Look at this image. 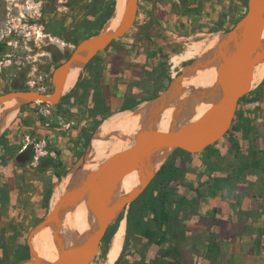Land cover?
Listing matches in <instances>:
<instances>
[{
	"label": "crops",
	"instance_id": "0c3cea01",
	"mask_svg": "<svg viewBox=\"0 0 264 264\" xmlns=\"http://www.w3.org/2000/svg\"><path fill=\"white\" fill-rule=\"evenodd\" d=\"M171 1L168 6L160 3L149 6L146 13L138 12L130 31L116 39L114 47L110 45L101 51L109 50L98 64L102 73L101 94L112 106L118 105L120 99L131 92L141 101L137 106L139 110L144 108L146 110L153 103L152 101L159 98L166 90L151 97L157 89V81L149 80V75L153 69L158 68L160 62L151 42L153 35L151 31L156 27L154 24L156 20L166 22L168 25L171 22L175 25L179 24L177 28L173 23L174 27L169 32L178 39H183L190 35L189 27L198 22L201 24L204 16L210 21L213 19L211 25L214 26L215 21L224 14L223 26H228L230 31L231 21L237 14L235 10L232 12L229 9L223 10L225 4L222 0H189L188 4H180L178 0ZM77 6L79 8L74 14L83 12L90 4L85 6V1H82ZM210 7H212L211 11L208 9ZM59 11L65 12V15L57 20L62 29V34L59 35L62 39L73 36L77 30H82L84 24L87 27V23L93 24L95 20L91 15L85 14L73 18L71 11L62 9ZM154 14L157 17L152 20ZM215 14L218 15L217 19ZM78 22L80 25H77ZM221 32L223 31L219 30L218 33ZM213 40L205 44L208 46ZM62 41L66 46H73L71 42L67 44ZM93 79L91 72L85 69L78 76V80L82 82L80 90L85 96L84 109L70 101L62 105V110L54 118V122H62L70 120L73 115L77 117L74 121L78 127L76 125L70 130H65L57 124L42 122L31 111L22 107L5 129L3 137L0 138L1 211L6 213L16 199L14 204L24 210V219H27L26 214L30 209L32 208L31 212L35 211L34 205L40 201V205L44 204L45 197L52 191L57 178L53 163L55 159L46 158L43 164L34 165L31 162L18 163L16 157L23 150L24 145L32 144L31 141L35 137L44 138L43 140L48 143V149L63 163L68 162L74 151L82 149L83 143L80 140L83 129L94 125L89 117V110L96 105L95 97L92 96L96 94L91 84ZM260 90L259 95L254 94L257 100L239 104L238 109L242 116H235L229 132L211 148L177 157L176 165L181 167L185 164L187 170L181 181L174 180L170 184L174 194L169 205L171 216L164 227L167 238L161 245L155 243L146 245L145 238L136 240L134 247L136 259L139 260L144 253L147 261H150L157 258L161 252L173 249L177 255L166 257L163 262L264 264V156L259 157L261 165L257 169L251 164L253 161L251 147L264 151V84ZM121 112H114L111 116ZM247 126L251 129L248 131L246 129L245 132ZM13 152L15 161L11 162V157L8 159L6 157ZM68 175L59 190L50 196L49 204L55 198L58 200L62 189L72 186L68 181ZM149 216L152 217V213H149ZM149 226L153 229L157 228L153 220H150ZM25 227L26 224L24 229ZM48 229L49 227L33 239L34 248L38 252L47 247L53 235V231L48 232Z\"/></svg>",
	"mask_w": 264,
	"mask_h": 264
},
{
	"label": "water",
	"instance_id": "95a60500",
	"mask_svg": "<svg viewBox=\"0 0 264 264\" xmlns=\"http://www.w3.org/2000/svg\"><path fill=\"white\" fill-rule=\"evenodd\" d=\"M182 1L184 4L189 2ZM138 7L139 0H128L116 28L111 27L80 41L71 55L54 69L53 91L32 90L25 82H15L13 89L0 93V105L11 100H18L17 105L33 102L58 104L65 95L72 69L80 67L83 70L99 52L130 31ZM50 51L54 61L63 59L58 45L51 44ZM263 63L264 0H248L247 10L235 27L222 35L203 57L186 66L177 78H172L164 93L147 107L142 127L133 135V144L106 158L82 181L66 189L48 214L31 229L28 236L30 257L13 264H91L110 225L141 195L174 150L181 148L197 153L225 136L234 121L240 99L254 88V74ZM214 66L216 90L202 87L200 95L183 99L186 88L183 80ZM201 101L211 104L203 114H197L183 124L173 123L178 114L187 116L190 106ZM169 109H174L173 122L168 129H163L160 127L162 116ZM33 153V148H26L16 160L27 163ZM156 160H161L159 167L155 165ZM135 171L139 175L138 187L117 197L120 185ZM78 199L85 203L90 228L83 237L67 244L62 241L63 219ZM48 227L52 228L54 241L59 247L58 257L51 261L42 258L33 244L34 237Z\"/></svg>",
	"mask_w": 264,
	"mask_h": 264
},
{
	"label": "rangeland",
	"instance_id": "374dc122",
	"mask_svg": "<svg viewBox=\"0 0 264 264\" xmlns=\"http://www.w3.org/2000/svg\"><path fill=\"white\" fill-rule=\"evenodd\" d=\"M82 1H85V6L90 4L89 8H85L84 11L79 14H74L75 10H77L79 7L77 6L70 8L66 4L70 2V0H0V43H6L5 47L2 49L0 61V93L11 90L13 78L18 74L19 71L22 70H24V73L26 74L27 88L44 92L53 91L54 86L52 83V74L56 66L71 55L75 46L80 41L100 31H106L111 28V20L115 16V6L118 0H115V3H113L112 0H107L106 4L103 6L101 0H81V2ZM222 1L225 4L223 10L226 11L227 9H229L231 12L233 10L237 12V14L234 16L233 21H231L232 29L238 23L240 18L245 14L248 6L246 5L245 0ZM171 2V0H162L161 2L159 0H139L138 12H145L149 10V6L157 5L160 3L161 5L168 6ZM178 2L180 3L179 0ZM109 6H112L114 8L113 16L107 15V7ZM211 8L212 7L208 9H210L211 11ZM59 9H62L63 11H71V14H73L71 16H73V18L82 17L83 15L87 14L91 15L95 20L93 24L91 22L87 23V27H85L84 24L82 30H77L76 34H74L73 36H69L70 38L65 37V39H62L59 35L48 33L51 30L56 31L59 29L55 26V23L57 22V20H60L63 15H65V12H60ZM224 16L225 15L222 14L221 17L215 21L214 26L211 25L214 22L213 19L210 21L206 16H204L201 24L200 22H198V24L196 25H190L191 27H189L188 29L190 35L188 36V38L183 39H178L173 33L169 32L170 29L174 27V22H171V24L169 25L168 23L166 24V22H160L158 20L154 22V24H156V27H153L151 31V33L153 34L151 40V42L153 43V50L162 63V67L164 68V70L169 73L172 78H177L180 74L183 73L186 66H188L198 58L204 56L207 51V45L205 44V42L214 38H219L220 36H222V34L229 31L228 26H223V18H225ZM155 17H157V15L154 14V19L152 20H155ZM147 18H150L149 12H147ZM217 18L218 15L215 14V19ZM77 25H80V23ZM175 26L178 28L179 24H176ZM219 30H222L223 32L218 33ZM212 32H215V34H211ZM62 40H64L67 44L71 42L73 46H66ZM198 42H204V46L199 53L195 54L188 60H183L178 65H176L172 61L173 56L193 50L194 48L192 49L191 47H195ZM51 44L58 45L60 49L65 52V54L63 55V59H61L60 61H54L53 54L50 51ZM112 46L114 47V44ZM108 51L101 52V54L99 53V62L103 59V57H105ZM80 71H82L81 68L79 69V73ZM263 80L264 76L259 82H256L254 84L253 89H256L263 82ZM78 81L79 80L77 78L75 85L72 88L66 90L65 95L71 93V91L76 87ZM201 91L202 87L187 85L182 97L183 99H190L192 95H200ZM63 104H67V102ZM63 104L51 105L43 102H33L17 106L18 111L22 107H24L25 110L27 109L31 111L34 115L41 119L42 122L46 121L47 123H51L54 125L57 124L65 130H70L74 126L76 127V125L78 127V124H75L76 121H74L77 120V117H73V115H71L70 120L68 121L54 122V118L57 117V113L62 110L61 105ZM75 104L77 103L75 102ZM203 104L206 105V103L202 101L201 103L195 102L192 106H190L187 116L178 114L174 122L172 118L174 109H172L170 125L172 124L171 122L175 123L176 125L183 124L191 118L195 117L197 114H199L198 107ZM77 105L78 107H82L84 109L83 103H79ZM2 106L3 105H0V108ZM137 110H139L138 107L134 111ZM120 114L121 113L110 116L102 123L117 121L120 119ZM101 124L94 131H92V127H84V129L89 134H92L91 140L94 134L100 130ZM141 127L142 125H139L138 129H140ZM119 135L109 138L107 144L99 147L90 164L89 172L97 169L106 158L118 152L119 149L123 150L133 144V134L127 135L125 137H121ZM43 139L44 138H33V140L31 141L32 144L30 146L35 150L37 144H40L42 149L47 152V154L41 156L39 163L34 165L43 164V161L46 158L55 159L53 163L56 167L57 178L55 184L52 187V191L50 194L51 196L52 193H56L59 190V187L67 174L81 167L83 159L91 149V140L88 142V148L85 151H83L82 149L74 151L70 159L67 160L68 162L63 163L59 158H57L55 154L52 153L50 149H48V143ZM8 157H11V162L15 161L14 152L13 154H9L6 158L8 159ZM0 160H2V158H0ZM30 162L32 163L33 159L30 160ZM57 172L62 173L61 179L58 178ZM70 184L73 186V183L71 181ZM66 189L67 188L60 191L59 198L65 193ZM14 199L15 198H13V200ZM56 201L57 199L55 198L48 207H45L43 203H41L40 205L41 201L38 202V204L36 202L37 205L33 206L35 207V211L31 212V208L30 212L26 214L27 219H24V210L18 205L14 204L16 203V199L6 213L0 210V264H13L19 257L22 256L24 245L28 244V236L31 229L48 214ZM129 208L130 204L119 215L118 218L121 219L117 221L118 225L120 224L121 220H127ZM25 224L26 227L24 229ZM127 230L128 224L126 231ZM125 235V243L123 244V248L119 253L118 258L122 253H125L126 259L133 260L135 256L134 254L136 253L134 248L136 236L132 231L129 234L128 232H126ZM83 236V233L75 232L73 240L68 244H71L74 240ZM112 238H110L109 240H103L100 250L91 264H107V253L109 251ZM128 242L129 248L127 250H124V247L126 244L128 245ZM25 249L27 250V248ZM6 252V259L8 260L5 261L4 258Z\"/></svg>",
	"mask_w": 264,
	"mask_h": 264
},
{
	"label": "trees",
	"instance_id": "16d2710c",
	"mask_svg": "<svg viewBox=\"0 0 264 264\" xmlns=\"http://www.w3.org/2000/svg\"><path fill=\"white\" fill-rule=\"evenodd\" d=\"M112 1L113 3H115V0ZM106 2L107 0H101L102 6L105 5ZM245 2L246 5L248 6V0H245ZM107 15L108 16L114 15V8L112 6L107 7ZM114 42L115 40L110 45H113ZM5 45H6L5 42L0 43V46L2 48L5 47ZM98 57H99V53L92 60H90V62L85 66V70H89L91 72V75L94 77L91 84L93 86L94 91H96V94L95 93L92 94V96L95 97L96 105L94 108L89 110V117L94 123V125L92 126V131H94L103 121H105L108 117H110L112 113L127 111V110L134 111L137 108V106L141 103V101L138 100L135 96H133L131 92L125 94L122 97V99H120L119 104L116 106H112L111 104L107 103L106 99L101 94L102 73L99 69L98 64L100 62ZM150 79L157 81L156 82L157 89L154 93L151 94V97H153L158 95L160 92H162L169 86L172 77L169 73H167L164 70V68L162 67V63L159 62L158 68H155L150 72L149 80ZM263 84H264V80L256 89L251 90L249 93L244 95L240 99L239 104L245 101L257 100L258 98L257 96H254V94L259 95L261 93L260 89L262 88ZM81 85L82 82L79 80L78 83L76 84V87L71 91V93L65 95L57 105L66 102L68 103L70 101H75L77 104L83 103L85 96L80 90ZM241 114H242L241 111L237 109L236 115L241 117L242 116ZM246 129L248 131V129H251V127L247 126L245 128V132H247ZM91 135L92 134L91 133L89 134L85 129L83 130L82 137L80 140L83 143L82 144L83 151H85L88 148V142L91 140ZM213 144L207 146L204 150L211 148ZM251 148H252L251 156H253V161L251 162V164L254 168L257 169L261 165V160L259 159V157L264 156V151L256 150L254 146ZM191 154H192L191 152H188L181 148L174 150L171 157L162 165V167L159 169L156 176L149 183L145 191L130 204L129 213L127 216V224H128L127 232L129 234L132 231L135 234L137 241L141 240V238H145L147 240L146 245L150 243L161 245L166 240L167 231L164 229V227L168 223L171 216L169 205L173 200L172 195L174 194V190L170 187V184L174 180L181 181L185 176L187 170L185 164H183L181 167L177 166L176 159L179 155L187 156ZM57 176L59 179H61L62 173L57 172ZM68 181L69 183L70 181L73 183L72 174H69ZM50 194L51 192L47 193L45 197L46 198V201L44 202L45 207L49 206ZM149 213H152V217L149 216ZM119 219L121 218H117L115 221H113L103 240H109L114 236L118 228L117 221ZM150 220H153L155 222L157 226L156 229H153L149 226ZM25 248H27V250ZM128 248H129V242L128 245L127 244L125 245L124 250H127ZM119 253L117 254L116 257L117 261L115 262V264H169L167 262H163L164 258L175 257L177 255V253L174 252L173 249H168L166 251L161 252L157 258L147 261V258L144 253L141 254V258L139 260L136 259L135 256L133 260H128L125 258V253H122L121 256L118 258ZM29 257H30V249L28 244H26L24 245V251L22 253V256L19 257L16 260V262L25 260ZM6 258H7V252L5 253V258H4L5 261L8 260Z\"/></svg>",
	"mask_w": 264,
	"mask_h": 264
},
{
	"label": "bare ground",
	"instance_id": "6f19581e",
	"mask_svg": "<svg viewBox=\"0 0 264 264\" xmlns=\"http://www.w3.org/2000/svg\"><path fill=\"white\" fill-rule=\"evenodd\" d=\"M128 0H118L115 6V16L111 20V27L116 28L120 17L125 9L126 3ZM207 40V39H206ZM219 39L214 38V40L207 46L206 50L214 47L217 44ZM200 41V40H199ZM195 45V44H194ZM204 42H198L195 47H191L193 50L188 51L183 54L175 55L172 58V61L178 65L183 60H188L192 58L195 54L199 53L200 50L203 48ZM205 49V48H204ZM80 67H76L72 69L70 72L66 90L72 88L78 78ZM264 76V65L260 66L255 74H254V81L259 82ZM216 79V67H211L206 70L200 71L195 77H192L188 80H183V84L187 85H195L197 87H205V88H214L216 90L215 80ZM217 92V91H216ZM17 102L18 100H11L3 104L0 108V136L2 132L11 124L17 114ZM154 102V101H152ZM211 104L208 105H201L198 107L199 115L203 114ZM142 107V106H141ZM139 109V108H138ZM171 110H167L161 120L160 127L163 129H168L170 126L171 121ZM147 110L140 109L138 111H124L120 114V119L117 121H112L109 123H102L100 130L94 134L91 141V149L88 154L83 159V163L80 168L75 169L74 171L70 172L73 176V186L78 184L82 179L88 174L90 164L93 160V157L96 151L99 149L100 146L107 144L108 139L114 136H121L125 137L127 135H135L138 131L139 125H141L142 119L144 116H147ZM197 116V117H198ZM172 123V122H171ZM119 149L118 151H120ZM156 167L161 165V160L155 161ZM68 175V174H67ZM66 175V176H67ZM64 180V179H63ZM63 183V182H62ZM139 185V175L138 171H135L128 179H126L119 187L117 197L121 196L124 193H129L136 189ZM90 228V223L87 218L86 207L84 201L82 199H78L73 206V208L66 213V216L63 219V227H62V241L65 243H69L73 240L75 236V232L79 233H86ZM127 229V220L123 219L120 224L118 225L117 231L114 234L109 251L107 253V264H114L116 261L117 254L123 248L124 238ZM52 228L49 227L48 232H52ZM59 247L56 245L54 241V236L50 238L47 247L39 251V254L45 260L51 261L58 257Z\"/></svg>",
	"mask_w": 264,
	"mask_h": 264
},
{
	"label": "flooded vegetation",
	"instance_id": "af4514ba",
	"mask_svg": "<svg viewBox=\"0 0 264 264\" xmlns=\"http://www.w3.org/2000/svg\"><path fill=\"white\" fill-rule=\"evenodd\" d=\"M162 1V0H161ZM160 1V2H161ZM180 1V3L182 4V3H184V1H182V0H179ZM81 2V0H70V2H68V3H66V4H72V3H74L72 6H69L70 8H72V7H77V5L79 4ZM76 5V6H75ZM55 26L57 27V28H59L58 30H56V31H53V30H51V31H49L48 33H54V35H60V34H62V29H61V27H60V25H59V23H55ZM50 47H51V45H50ZM4 48V47H3ZM1 46H0V61H1V55H2V49H3ZM62 51V50H61ZM62 53H63V55L65 54V52H63L62 51ZM58 66V65H57ZM56 66V67H57ZM15 82H18L19 84H24V82L26 83L27 82V80H26V74L24 73V70H22V71H19L18 72V74L13 78V81H12V88L11 89H13V84L15 83ZM29 147H31V146H29V145H27V147L26 148H29ZM25 148V149H26ZM31 148H33V147H31ZM24 150V149H23ZM34 150V149H33ZM30 162V161H29ZM28 259V258H27Z\"/></svg>",
	"mask_w": 264,
	"mask_h": 264
},
{
	"label": "built area",
	"instance_id": "2783aa9c",
	"mask_svg": "<svg viewBox=\"0 0 264 264\" xmlns=\"http://www.w3.org/2000/svg\"><path fill=\"white\" fill-rule=\"evenodd\" d=\"M26 147H27V145H25L23 147V149H25ZM45 154H47V152L42 149L40 144H37V146L35 147L33 156H32V159H33L32 163L33 164H38L39 161H40L41 156H44Z\"/></svg>",
	"mask_w": 264,
	"mask_h": 264
}]
</instances>
